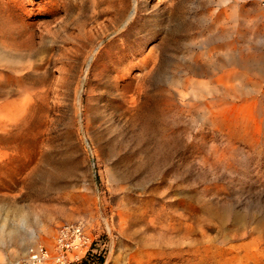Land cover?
Returning a JSON list of instances; mask_svg holds the SVG:
<instances>
[{
    "label": "rangeland",
    "instance_id": "1",
    "mask_svg": "<svg viewBox=\"0 0 264 264\" xmlns=\"http://www.w3.org/2000/svg\"><path fill=\"white\" fill-rule=\"evenodd\" d=\"M74 219L103 264H264V2L0 0V264Z\"/></svg>",
    "mask_w": 264,
    "mask_h": 264
},
{
    "label": "built area",
    "instance_id": "2",
    "mask_svg": "<svg viewBox=\"0 0 264 264\" xmlns=\"http://www.w3.org/2000/svg\"><path fill=\"white\" fill-rule=\"evenodd\" d=\"M52 239L51 247L28 245L14 264H103L106 240L88 231L81 219L59 223Z\"/></svg>",
    "mask_w": 264,
    "mask_h": 264
},
{
    "label": "bare ground",
    "instance_id": "3",
    "mask_svg": "<svg viewBox=\"0 0 264 264\" xmlns=\"http://www.w3.org/2000/svg\"><path fill=\"white\" fill-rule=\"evenodd\" d=\"M264 0H260V3L261 2H263ZM263 42V41H262ZM222 45V44H221ZM217 47V46H216ZM246 60H248V59H246ZM254 61H255V59H253ZM203 68V67H202ZM192 82V81H191ZM189 83V82H188ZM197 86V85H196ZM195 86V87H196ZM194 87V88H195ZM201 87H202V85H201ZM193 88V87H192ZM191 88V89H192ZM200 88V87H199ZM187 89V88H186ZM201 89H203V88H201ZM211 89L214 91H216V94L218 93V90H217V87H216V85H211ZM189 91V90H188ZM254 92V93H257V92H259V88H258V86H254V87H251V88H249V90H247V88H243L242 89V91L241 92H244V93H248V92ZM180 92V91H179ZM178 92V93H179ZM190 92V91H189ZM188 92V93H189ZM192 92V91H191ZM178 93H176V95L178 94ZM194 95H198L199 93H200V90L199 89H193V92H192ZM215 93V92H214ZM180 95H181V92L179 93ZM180 95H179V97H180ZM183 95V94H182ZM182 95H181V97H182ZM201 96V95H200ZM184 97V96H183ZM182 97V98H183ZM252 107V106H251ZM250 108V107H249ZM249 108H245V109H243V111L245 110V111H247V113L248 114H241V116H232V118L230 119V121H229V125L231 126V127H240V128H242V130H243V132H245V133H249V131H251V130H254V121H255V117L252 115V112L250 111L249 112V110L251 109H249ZM242 111V112H243ZM253 111V110H252ZM246 113V112H245ZM234 114V113H233ZM253 132H255V130L253 131ZM17 234L14 232V231H10V232H7V233H5L4 231H1L0 232V240H4V238H5V236H7L9 239H16L17 238V236H16ZM18 235H20V234H18ZM20 238V237H19ZM44 239V238H43ZM45 240V239H44ZM43 240V241H44ZM46 241V240H45Z\"/></svg>",
    "mask_w": 264,
    "mask_h": 264
},
{
    "label": "crops",
    "instance_id": "4",
    "mask_svg": "<svg viewBox=\"0 0 264 264\" xmlns=\"http://www.w3.org/2000/svg\"><path fill=\"white\" fill-rule=\"evenodd\" d=\"M246 10H247L248 12H250V11H251V7L248 6V7L246 8Z\"/></svg>",
    "mask_w": 264,
    "mask_h": 264
}]
</instances>
